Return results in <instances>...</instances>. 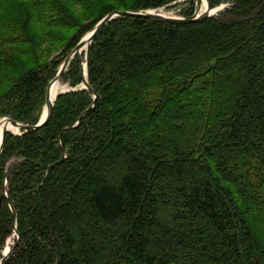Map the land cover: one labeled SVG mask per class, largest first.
<instances>
[{"label": "trees", "instance_id": "16d2710c", "mask_svg": "<svg viewBox=\"0 0 264 264\" xmlns=\"http://www.w3.org/2000/svg\"><path fill=\"white\" fill-rule=\"evenodd\" d=\"M179 1L0 0V119L38 124L32 74L45 70L64 33L106 9L89 33L114 11ZM227 1L235 3L229 21H112L100 70L97 38L87 53L98 97L78 92L88 98L75 111L78 94L65 96L47 130L49 122L6 135L0 261L19 238L3 264H264V0ZM185 2L192 10L182 16L191 17L194 0ZM83 38L46 75L43 111L50 82ZM71 65L82 84L78 56ZM17 102L26 116L2 106Z\"/></svg>", "mask_w": 264, "mask_h": 264}, {"label": "rangeland", "instance_id": "374dc122", "mask_svg": "<svg viewBox=\"0 0 264 264\" xmlns=\"http://www.w3.org/2000/svg\"><path fill=\"white\" fill-rule=\"evenodd\" d=\"M168 1L169 0H148V2L157 3L158 5H163V4L167 3ZM185 1L186 0L179 1L178 3L173 5L172 8H169L165 12L169 13L171 16L189 15L191 13L192 8L190 6H188V3L185 2ZM196 1L197 0H194L195 11L198 9L199 13H200L202 11L203 1L202 0H198V5L196 4ZM234 4L235 3L232 2V1L217 0V2L214 5V8H213V10L216 11V14L213 15V18L219 19L221 21H229V20H231L230 17L228 16V13L232 9ZM106 11H107V9L103 10L96 19H91L89 21V23H86L85 25L81 26L79 29L64 33V35L62 37V40H64V41H61L59 43L58 49L55 50L54 52H51V55L45 61V63H46V66L44 67L45 70L41 71V70L34 69L32 76H33V78H35V80H37V83L35 81L36 87L32 89V92L28 96L33 98L35 101H37L38 108H39V114L37 116V120H31V121H36L37 123H39V122H41V120L43 118L44 111L42 110V94H43L44 80H45L46 75L47 74H53L58 69L59 58L70 47L71 43L75 39H77L79 37H85V36L89 35L91 32L89 33L88 30L91 27V25L93 23H95L97 20H99V18ZM113 26L114 25L112 24V25H110L107 28H112ZM103 30L98 35V37H97V39L95 41V44L93 46V50H95L94 52H95L96 55L93 56L92 65L94 66V68L96 70H100L98 51L101 48V44H102L103 40L106 38L105 30H104V32H103ZM84 63H85V61H84ZM75 73H76L75 72V67L71 65L69 70H68V72H67V74H66L67 78H63L62 81H61L62 88H63L64 91H61L62 93L60 92L57 95V100L59 99L60 103H64V100H65L64 97L65 96H68V95L72 96V95H77L78 94L79 97H76L77 98L76 100L79 99V101H81V102H78V101L76 102V105L74 107L75 111H76V110H78L81 107V105L83 103H85L86 99L88 98V93L84 92V93L79 95L78 92H82L83 91V89H82L83 85L81 83H77V84L75 83V80H76V74ZM97 83L99 84L98 78H97ZM2 106H6L5 107L6 110L12 111L13 113H15L17 115V117L26 116V114L28 113V109H27L28 106L22 105L21 102H17L15 105L3 104ZM0 108H2V107H0ZM76 113L77 112H75L74 115ZM9 117H10V119H12L11 116H7V118H9ZM94 121H95V119H93V122ZM51 124H52V122H49L48 126L44 130H47L51 126ZM2 132H0V134ZM23 134H24V132L21 131L19 133V130H16V131L10 130L8 132V135H11V136L12 135L22 136ZM66 156H67V152L65 153L63 158H66ZM1 158H2V155L0 157V160H1ZM16 161H17V158H12L11 159V163L12 164L15 163ZM44 176H45V174H44V171H43L42 172V178ZM49 180H51V177H50ZM75 217H76V215L74 216V218Z\"/></svg>", "mask_w": 264, "mask_h": 264}, {"label": "water", "instance_id": "95a60500", "mask_svg": "<svg viewBox=\"0 0 264 264\" xmlns=\"http://www.w3.org/2000/svg\"><path fill=\"white\" fill-rule=\"evenodd\" d=\"M206 1H207L206 11L199 13V10L197 9L195 14L191 17H185L182 15L169 16V15L163 14V12L165 10H167L168 8H171L176 3L170 4L168 6H165L163 8H158V9L140 10V11H114L111 14H109L108 16H106L103 20H101L96 25V27L93 29V31L89 35L85 36L79 42V44L74 48L72 53L65 59V61L62 64L57 76L50 82L48 89H47L46 105L44 108V114H43V118H42L41 122H39L38 124H36L34 126H30V125H25L22 123L15 122L10 118H3L2 119L5 122V127H4V131H3V139H2V142L0 144V157H1L3 150H4L5 137L8 134V132L10 131L8 129L9 123H11L13 125V127H17L20 131H24V133L37 131V130L41 129L42 127H44L46 124H48V122L51 120V117L53 115V109L55 106V102L57 100V96L53 100V87L55 86V84L62 81L63 75L68 70L71 62L75 59L76 56H78V58L80 60V73H81L82 85H83L82 89L83 90H85V89L90 90L94 93L96 98L98 97L96 92H94V90L92 89V87L89 83V80H88L87 53L89 51V47L91 46V44L93 43L95 38H97V36L101 33V31L104 29L105 26H107L112 21L119 19V18H142V19H147V20H151V21H155V22H166V23L180 24V25L198 23V22H202L204 20H207L209 18H213V15H211L210 13L214 10H213V8H211V4H210L209 0H206ZM196 4L198 5V0L196 1ZM84 53H86L85 59L83 58ZM84 61H85V63H84ZM64 159L65 158H62V160L60 162L56 163L54 166H56L57 164L64 161ZM54 166H51L49 169H51ZM4 197L8 200V193L7 192H5ZM10 207L14 212L15 220H17V214L15 213L14 207L12 205H10ZM15 236L19 238V234L17 231L15 232ZM3 254H4L3 255L4 257L1 259L0 264L5 263L7 261V259L10 257L11 245H8V251L7 252H6V248L4 249Z\"/></svg>", "mask_w": 264, "mask_h": 264}, {"label": "bare ground", "instance_id": "6f19581e", "mask_svg": "<svg viewBox=\"0 0 264 264\" xmlns=\"http://www.w3.org/2000/svg\"><path fill=\"white\" fill-rule=\"evenodd\" d=\"M203 1V6H202V11H201V13L202 12H204V11H206V9H207V1L206 0H202ZM169 9V8H168ZM167 9V10H168ZM166 11V10H165ZM163 12V14H165V15H169V16H171L169 13H167V12ZM211 15H215L216 14V11H212L211 13H210ZM61 91H64L63 90V88H62V83L61 82H59V83H57V84H55V86L53 87V100L55 99V97L61 92ZM62 93V92H61ZM3 119V118H2ZM2 119H0V132H2V131H4V127H5V122L2 120ZM8 129L9 130H12V131H16V130H19L17 127H13V125L11 124V123H9V125H8ZM21 131L19 130V133H20ZM24 132V131H23ZM2 139H3V132L0 134V144H1V142H2ZM8 251V249H6V252ZM4 255V254H3Z\"/></svg>", "mask_w": 264, "mask_h": 264}, {"label": "flooded vegetation", "instance_id": "af4514ba", "mask_svg": "<svg viewBox=\"0 0 264 264\" xmlns=\"http://www.w3.org/2000/svg\"><path fill=\"white\" fill-rule=\"evenodd\" d=\"M61 160H62V159H61ZM61 160H60V161H61ZM64 160H65V159H64ZM60 161H58V162H60ZM58 162H56V163H58ZM62 162H64V161H62ZM62 162H61V163H62ZM56 163H55V164H56ZM61 163H59V164H61ZM55 164H53V166H54ZM59 164H57V165H59ZM57 165H56V166H57ZM54 167H55V166H54ZM52 168H53V167H52ZM17 223H18V214H17V220H16V228H17ZM13 239H15V236H14L12 239H10V240L8 241V245H12V244H13Z\"/></svg>", "mask_w": 264, "mask_h": 264}]
</instances>
